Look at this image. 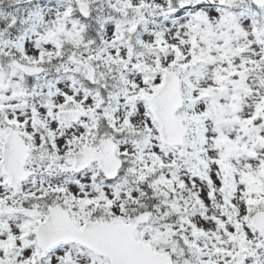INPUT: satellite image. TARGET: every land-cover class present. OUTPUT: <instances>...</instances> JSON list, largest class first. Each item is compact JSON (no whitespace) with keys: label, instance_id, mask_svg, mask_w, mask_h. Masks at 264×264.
<instances>
[{"label":"snow or ice","instance_id":"1","mask_svg":"<svg viewBox=\"0 0 264 264\" xmlns=\"http://www.w3.org/2000/svg\"><path fill=\"white\" fill-rule=\"evenodd\" d=\"M0 264H264V0H0Z\"/></svg>","mask_w":264,"mask_h":264}]
</instances>
